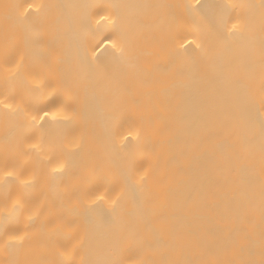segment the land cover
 Listing matches in <instances>:
<instances>
[{
	"label": "bare ground",
	"instance_id": "bare-ground-1",
	"mask_svg": "<svg viewBox=\"0 0 264 264\" xmlns=\"http://www.w3.org/2000/svg\"><path fill=\"white\" fill-rule=\"evenodd\" d=\"M0 264H264V0H0Z\"/></svg>",
	"mask_w": 264,
	"mask_h": 264
}]
</instances>
